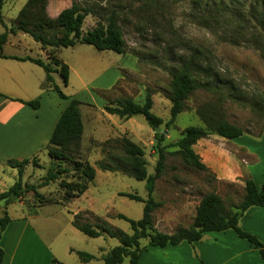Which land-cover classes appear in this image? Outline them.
<instances>
[{
    "label": "rangeland",
    "instance_id": "rangeland-1",
    "mask_svg": "<svg viewBox=\"0 0 264 264\" xmlns=\"http://www.w3.org/2000/svg\"><path fill=\"white\" fill-rule=\"evenodd\" d=\"M25 1L5 0L3 19L8 24L11 15L17 13ZM72 1L89 9L82 27L83 34L97 24L105 25L109 15L114 13L125 53L98 52L92 46L82 44L59 49L58 58L73 70L67 86L62 84L58 74H52L59 87L55 85L65 96L77 95L84 84L98 76H102V87L108 86L113 73L118 75V79L106 90L91 89L96 101L95 109L86 117L85 138L72 149L69 160H51L44 153L41 162L39 158L30 160L34 170L29 177L46 200L33 196L36 203L44 204L37 208L39 217L36 225L45 236L47 233L48 246L57 260L62 264H82L74 253L80 251L98 258L91 264H102V256L118 246V240L106 236L87 238L72 228L70 222L73 217L68 211L82 210V223L101 226L106 223L113 230L130 235L129 224L118 219L117 215L139 220L143 204L120 194L146 199V190L145 183L134 180L130 172L123 170L128 166L118 161L124 158L121 140L126 138L143 150L148 175L154 174L158 150L154 132L143 117L135 116L128 120L115 116L109 118L102 108H97L100 102L110 105L130 98L141 105L148 91L152 99L151 112L163 122L159 127L164 133L160 144L164 154L163 169L155 181L152 195L156 202L161 203L152 215L155 231L173 233L178 228L187 227L191 219L189 215L194 214V207L206 194L220 196L227 210L237 205L243 195L240 183L247 178L246 173L242 171L234 182L219 178L224 161L216 152L228 154L233 150L231 152L230 147L221 145L216 135H208L198 146V151L203 154L212 152L210 157L215 162L214 170L206 167V172L196 171L187 166L178 154L174 145L183 130L189 126L203 127L198 109L212 106L219 118L244 130L247 134L228 142L237 141L247 150L258 152L262 162L256 166L248 165L255 175H264V0H49L48 15L53 17L68 8ZM3 32L0 24V34ZM24 39L22 42L32 54L41 51L39 44L30 36L25 35ZM189 58H193L197 65L192 78L200 87L185 100L183 112L165 127L170 118L172 74ZM85 97V94L80 95L82 99ZM81 103L85 105L83 101ZM93 126L95 135L92 134ZM234 155L239 157L241 169L252 161L245 155ZM75 163L89 164L95 169L96 177L88 184L87 196L79 197L68 208L65 205L74 199V192L67 187L75 189L81 182ZM98 163L114 171L102 172ZM10 171L8 168L0 173V191L17 180L16 171L14 174ZM50 171L58 174V179L41 187ZM6 211L9 217L14 218L21 214V206L14 203ZM2 215L0 213V217ZM145 244L144 241L141 243ZM122 264H128V260Z\"/></svg>",
    "mask_w": 264,
    "mask_h": 264
},
{
    "label": "trees",
    "instance_id": "trees-1",
    "mask_svg": "<svg viewBox=\"0 0 264 264\" xmlns=\"http://www.w3.org/2000/svg\"><path fill=\"white\" fill-rule=\"evenodd\" d=\"M48 1L26 0L15 19L7 26L1 14L5 0H0V24L4 28V32L0 34V58H6L2 55V47L6 43L8 34L20 32L30 36L34 42L39 44L41 50H48L47 62L44 63L40 59L31 58L16 60L28 61L42 68L45 73L43 88L52 90L62 100H68L55 85L52 78V74H58L62 84L67 86L68 67L55 56V53L59 49L82 44L92 46L98 52L109 51L121 55L125 53V44L122 39V33L117 26L114 13L109 15L105 25L97 24L94 29L83 34L82 27L85 18L89 14L87 7H82L80 4L72 1L68 8L63 9L56 17L52 18L47 12ZM195 69H197L196 63L193 58H189L186 63L172 74L169 89L170 118L165 127L175 121L185 108V100L199 89V84L192 78V73ZM22 103L34 110L39 107L38 101ZM81 105L82 103L78 100L70 99L58 119L46 146L47 156L51 160L67 161L72 149L79 146L83 133L79 111ZM151 108V95L146 91L144 103L141 105L133 102L130 98H123L110 105H105L102 109L104 113L116 116L122 120H128L135 116L143 117L146 125L154 132L156 140L158 161L152 175L147 174L143 150L126 138L121 140V150L124 158L118 161L124 162L128 166V168L123 170L130 172L134 180L145 183L146 190V199L133 194H120V196L131 201L143 204L142 216L139 220H131L123 215H117L118 219L124 220L129 224L132 233L128 235L120 230H113L106 223L104 226L100 224L93 225L87 222L82 223L80 221V214L73 217L71 225L78 232L91 239L106 236L118 240L119 245L102 256V264H122L125 259L128 260V264H137L142 252L148 248L177 246L182 242L192 245L199 242L207 233H218L227 230L233 231L238 239L244 240L256 248L261 260L264 261V245L256 236L243 231L239 227V220L245 216L249 209L264 208V181L257 186L252 179H245L240 202L229 210L226 209L220 196L215 193H209L200 199L195 208L192 223L187 228H178L172 234H165L153 229L152 215L161 206V203L156 202L152 195L155 189V181L161 176L163 169L164 154L162 149H160V144L163 141L164 133L160 132V130L158 133L155 132L163 122L151 112ZM215 111L212 106L198 109L197 114L203 123V127L189 126L185 128L180 139L174 145L178 149L177 152L180 154L183 162L199 172H206L207 168L192 148L197 141L206 138L210 134L228 141L238 139L247 134L241 128L219 118L214 113ZM29 162V160H23L20 162L8 161L6 163L8 167L17 170L18 180L6 191L0 193V202L3 201L5 205H8L11 199L20 198L28 192L33 193L36 198L46 201L37 192L39 187L24 184L21 181L23 168ZM97 166L102 172L114 171L101 163H98ZM75 167L76 171L80 173L81 182L75 189L71 186L67 187L74 192V198L80 197L87 190L88 184L92 183L95 178V169L89 164L75 163ZM116 167L118 168V166ZM57 179L58 174L50 171L40 186H46L49 182ZM9 222L7 214L4 213L0 217V237ZM143 241L146 242L145 245H141ZM76 255L83 263H88L94 258L92 255L84 252H76ZM3 256L4 253L0 249V264L2 263ZM52 263L62 264L55 259H53Z\"/></svg>",
    "mask_w": 264,
    "mask_h": 264
},
{
    "label": "crops",
    "instance_id": "crops-1",
    "mask_svg": "<svg viewBox=\"0 0 264 264\" xmlns=\"http://www.w3.org/2000/svg\"><path fill=\"white\" fill-rule=\"evenodd\" d=\"M4 10L5 4L1 11L2 17L5 15ZM18 12L12 14L9 20L13 21ZM57 14L52 18L56 17ZM11 21L8 24L4 20V23L9 26ZM25 35L20 32L8 34L6 43L2 47V55L6 58H0V173H4L10 168L6 165L8 161L20 162L39 158L41 162V156L44 153L47 156L46 146L48 141L70 99L77 100L78 98V100L85 103V105L79 108L83 125L80 142H83L86 134V117L93 114L92 110L95 109L94 104H96L91 91L95 89L99 91L106 90L118 79V75L113 73L108 86L102 87V76H98L96 79L94 78L89 83L84 84L77 95L66 96L68 100H62L52 90L43 88L45 73L42 68L28 61L16 60L31 58L40 59L44 63L47 62L48 50H41L40 52L37 51V53L32 54L31 49L25 47V44L22 42V40H25ZM58 54L59 51L55 53L57 59H59ZM59 60L64 63V60ZM66 65L68 67L69 83L73 70L69 64ZM56 85L59 87L58 84ZM81 94H85L86 97L83 99L80 98ZM21 101H38L39 107L34 110ZM104 106L105 102H100L97 108L103 109ZM106 116L112 118V115L106 114ZM94 127L92 134L95 135ZM204 140L197 141L192 148L195 154L199 158H202L201 162L207 168L213 169L215 162L210 157L212 152L208 151L203 154L198 151V146L203 144ZM219 140L221 145L230 147L231 152L233 150V155L232 153L223 154L222 152H216L224 161V167L220 170L219 178L228 182H234L236 176H240L239 174L243 171L247 175L246 179H252L259 186L264 181V175H255L248 164H260L258 163L262 162L260 154L247 150L240 143H236L237 141L229 143L228 140L220 137ZM213 149L215 148L213 147ZM234 154L245 155L247 158L252 159V161L244 164L245 167L241 169V163L238 162L240 161L238 160L239 157ZM10 170L11 174H14V170L17 174L16 169L10 168ZM33 170L30 163L23 168L22 183L32 185L29 176ZM240 186L243 188L244 183L241 182ZM4 191H0V193ZM87 192L88 189L81 196L86 197ZM29 194L33 193L28 192L25 193V197L13 198L8 205H5L3 201L0 202V213L2 214H7V208L14 203H18L21 206L20 215L11 218L7 214L10 222L0 237V249L4 253L1 264H53V259L57 260L48 246L47 233L45 236V234L38 230L36 225L39 217L37 208L44 204L36 203L33 197L34 195ZM27 198L33 199L30 200ZM77 199L79 197L74 198L65 206L69 208L72 202H75ZM196 206L194 207V214L189 215L191 217L189 225L192 223L195 215ZM81 211L77 209L74 212L68 211V213L74 217L80 214ZM239 227L243 231L256 236L264 245V208L249 209L245 216L239 220ZM72 228L75 229L73 226ZM76 252L80 251H75L74 253L76 254ZM97 259L94 257L88 263L79 262L82 264H91L92 262H97ZM137 264H264V261L261 260L256 248L252 247L246 241L238 239L233 231L227 230L218 233H207L199 242L192 245L182 242L177 246L148 248L142 252Z\"/></svg>",
    "mask_w": 264,
    "mask_h": 264
},
{
    "label": "water",
    "instance_id": "water-1",
    "mask_svg": "<svg viewBox=\"0 0 264 264\" xmlns=\"http://www.w3.org/2000/svg\"><path fill=\"white\" fill-rule=\"evenodd\" d=\"M155 132L158 133L159 132V129H156Z\"/></svg>",
    "mask_w": 264,
    "mask_h": 264
}]
</instances>
